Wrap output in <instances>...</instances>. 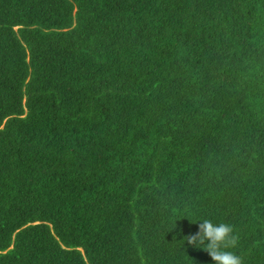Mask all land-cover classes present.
Masks as SVG:
<instances>
[{
	"label": "trees",
	"instance_id": "1",
	"mask_svg": "<svg viewBox=\"0 0 264 264\" xmlns=\"http://www.w3.org/2000/svg\"><path fill=\"white\" fill-rule=\"evenodd\" d=\"M198 219L264 264V0H0V264H213Z\"/></svg>",
	"mask_w": 264,
	"mask_h": 264
},
{
	"label": "clouds",
	"instance_id": "2",
	"mask_svg": "<svg viewBox=\"0 0 264 264\" xmlns=\"http://www.w3.org/2000/svg\"><path fill=\"white\" fill-rule=\"evenodd\" d=\"M197 222L198 231L183 237L180 240L182 247L186 241L189 246L206 251L213 264H243L242 257L233 251L237 247L238 236L230 224L209 219H198Z\"/></svg>",
	"mask_w": 264,
	"mask_h": 264
}]
</instances>
